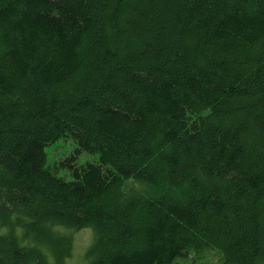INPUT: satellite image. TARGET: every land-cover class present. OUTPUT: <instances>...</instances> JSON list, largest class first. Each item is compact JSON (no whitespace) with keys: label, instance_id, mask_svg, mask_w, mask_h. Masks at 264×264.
<instances>
[{"label":"trees","instance_id":"1","mask_svg":"<svg viewBox=\"0 0 264 264\" xmlns=\"http://www.w3.org/2000/svg\"><path fill=\"white\" fill-rule=\"evenodd\" d=\"M83 226L84 264H264V0H0V264Z\"/></svg>","mask_w":264,"mask_h":264},{"label":"rangeland","instance_id":"2","mask_svg":"<svg viewBox=\"0 0 264 264\" xmlns=\"http://www.w3.org/2000/svg\"><path fill=\"white\" fill-rule=\"evenodd\" d=\"M70 141V140H69ZM65 141L62 138L51 142L46 146L49 158L67 153L72 148V142ZM85 155H81L79 160H83ZM63 231L71 233V251L64 258V264H84L85 251L93 239V229L89 226H83L79 229H66L61 227ZM51 257L49 260L51 261ZM183 264H222V256L217 250H207L206 255L201 258H195L194 252L189 253L188 257L183 261Z\"/></svg>","mask_w":264,"mask_h":264}]
</instances>
